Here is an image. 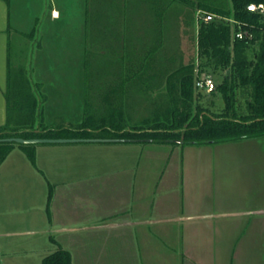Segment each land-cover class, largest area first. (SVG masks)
Segmentation results:
<instances>
[{
    "label": "crops",
    "instance_id": "0c3cea01",
    "mask_svg": "<svg viewBox=\"0 0 264 264\" xmlns=\"http://www.w3.org/2000/svg\"><path fill=\"white\" fill-rule=\"evenodd\" d=\"M219 1L0 0V37L36 28L42 43L34 77L47 96L46 124L60 117L77 125L95 74L126 87L116 95L127 113L124 99L145 77L135 68L146 63L131 52L148 54L154 35L181 30L184 19L198 33L199 13L224 8ZM88 49L123 55L107 58L100 74L88 70L101 63L87 58ZM5 60L0 126L8 112L7 53ZM103 109L99 115L112 108ZM24 152L14 146L0 164V264H42L60 247L73 264H264V137L203 145L39 143L35 163ZM43 237L53 247L40 253Z\"/></svg>",
    "mask_w": 264,
    "mask_h": 264
},
{
    "label": "trees",
    "instance_id": "16d2710c",
    "mask_svg": "<svg viewBox=\"0 0 264 264\" xmlns=\"http://www.w3.org/2000/svg\"><path fill=\"white\" fill-rule=\"evenodd\" d=\"M183 1L192 6L196 5L193 0ZM262 1L264 0H231V9L207 6L203 8L208 13L233 17L244 22L243 29L252 33V38L233 39L232 27L225 21H201L199 24L198 55L202 63L214 69L227 70L222 83L218 85V90L222 91L226 101L221 112H211L199 105L194 106L196 77L194 65L190 64L180 67L168 76L171 91L176 84L179 90V96L172 98L168 115L155 111L131 126L129 115L124 109H110L103 115H96L89 102L90 90L87 82L82 122L77 125L67 124L60 118L53 126H48L43 110L47 96L40 94L39 99L27 69L18 61L20 57L15 53V44L10 42L6 91L7 122L0 126V138H106L118 142L203 145L264 137V25L255 14L246 10L248 3ZM35 35L36 28L24 36L32 38ZM37 47H41L40 42ZM98 54H104L106 58H122L123 55L110 50L101 53L87 50L88 59ZM147 55L136 56L145 61ZM144 70L141 67L135 68V75L138 76ZM35 86L36 89L42 87L40 83ZM238 89L246 100L247 111L242 113L237 107ZM199 94L200 92L197 95ZM15 145L0 142V164ZM18 145L35 163V145ZM50 196L51 194L49 199ZM47 209L49 212V201ZM42 264H73L72 255L60 247L47 255Z\"/></svg>",
    "mask_w": 264,
    "mask_h": 264
},
{
    "label": "rangeland",
    "instance_id": "374dc122",
    "mask_svg": "<svg viewBox=\"0 0 264 264\" xmlns=\"http://www.w3.org/2000/svg\"><path fill=\"white\" fill-rule=\"evenodd\" d=\"M219 2H222V5L226 9L232 8L231 0H220ZM182 21H183L182 22L183 27H181V30L179 31L177 30V32H172V34L154 35L153 38L154 41L148 43L147 45L146 53H148V55L145 60L146 63L143 74L145 77L141 79V82L132 83L135 85V87L132 89L133 92H135V95H133L129 100L126 98L124 99V101L127 102L125 108L129 115L128 121L130 126L135 124L144 117L151 116L152 113L155 111L160 112V114L162 115H168V111L170 110L171 108L170 106L172 104L171 102L172 98L174 96L176 97L179 96L178 84H176V79L174 80L176 85H174L172 89L173 91H171V88L169 87V83H168V76L173 71L179 69L184 65L193 64L195 77L210 75L213 77V79L217 84L216 89L211 93H207L205 91L198 90L197 88H195L196 98L194 101V106L199 105L200 107L206 108L211 112H221L225 108L226 101L222 91L218 90V85L222 83L223 77L227 72V70L223 68L214 69L213 67L207 66L204 63H202L203 61L198 55L197 29L196 27L195 28L189 27L188 24L186 23V22L189 23V21L185 19ZM17 33L19 32L15 30L12 33V36L10 37L8 36V33L6 37L5 36L0 37V63L1 64L5 63L6 61L5 53H7V59H8L7 48L10 42H13L16 48L15 53L16 55H18V57H20L18 61L24 64L31 78V82L34 85L36 94L39 96V99H41L40 94H43L42 87L36 89L35 86L38 83V81L34 77L33 58L38 48L37 47L38 42L42 43V35L39 34L33 36L32 38H27ZM5 46H6V52H5ZM154 49H157V51H155ZM96 57L101 60V63L92 61L94 67L91 66L93 68L89 67V69L95 70L97 73L100 74H102L103 72H107L108 70L107 65L109 63L106 56H104V54L103 55L98 54V56ZM105 58L106 60L103 61V59ZM130 58H132L133 60H135V58L139 59V57H137L136 55L133 58L132 52ZM114 74H116V72ZM95 75L96 77L94 78L93 81H96L97 83L88 82L89 90H91V92L92 90L94 91L92 92V95L91 94L89 95V102L93 106V111L97 113V115H99L104 111L103 108H105V106L108 108H112L115 111H118L122 106L121 105L122 100L117 98L116 92L118 91L122 92L123 90L126 89V87L121 86L120 83L118 82L116 83L115 82L108 83L107 81L105 82L106 77H103L101 79L99 75L98 76L97 74ZM63 84L65 85V82H63ZM71 86H73V83L70 84V87ZM198 92H200L199 95H197ZM98 106L99 109L96 110ZM237 107H238V111L241 113L247 111L246 100L243 94H241L240 89H238L237 92ZM58 119H60V117L56 118L53 124ZM53 124L51 126H53ZM15 144L16 147H19L17 143ZM38 144L39 143L32 145L38 146ZM82 152L83 151L81 152L76 151V153H81V154ZM25 156L29 160L27 154H25ZM31 185L32 184H30L29 186ZM42 239L43 241L40 239L38 243V249L40 253L42 251L43 252L48 251L47 250L48 247H53V245L47 241L46 237H43Z\"/></svg>",
    "mask_w": 264,
    "mask_h": 264
},
{
    "label": "built area",
    "instance_id": "2783aa9c",
    "mask_svg": "<svg viewBox=\"0 0 264 264\" xmlns=\"http://www.w3.org/2000/svg\"><path fill=\"white\" fill-rule=\"evenodd\" d=\"M246 10L248 12H251L255 14L259 21L264 25V1L262 2H251L246 5ZM199 13L198 15V20L205 21V22H210L213 20H218V21H225L229 23L232 27V38H239V39H244V38H252V33L249 30L243 29V25H245L244 22L239 21L233 17H222L218 16L216 14H211L207 12ZM195 87L198 90L205 91L207 93L213 92L217 84L215 80L213 79L212 76L210 75H204L202 77H196L195 79Z\"/></svg>",
    "mask_w": 264,
    "mask_h": 264
},
{
    "label": "water",
    "instance_id": "95a60500",
    "mask_svg": "<svg viewBox=\"0 0 264 264\" xmlns=\"http://www.w3.org/2000/svg\"><path fill=\"white\" fill-rule=\"evenodd\" d=\"M115 139L106 138H23V137H6L0 138V142H10L17 144H37V143H77V142H108Z\"/></svg>",
    "mask_w": 264,
    "mask_h": 264
}]
</instances>
